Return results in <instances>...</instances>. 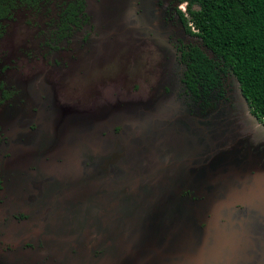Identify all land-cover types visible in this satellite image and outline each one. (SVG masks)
I'll use <instances>...</instances> for the list:
<instances>
[{"label":"flooded vegetation","instance_id":"obj_1","mask_svg":"<svg viewBox=\"0 0 264 264\" xmlns=\"http://www.w3.org/2000/svg\"><path fill=\"white\" fill-rule=\"evenodd\" d=\"M46 1H14L10 13L0 17V40L6 33V21L17 9L37 11ZM93 1L62 0L45 42L47 46L54 43L50 48L54 55L60 50L56 44H74L82 33L70 73L78 75L74 81L81 90L96 91L95 98L86 94L57 102L54 90L43 85L42 78L35 98L20 74L9 81L3 76L6 71H0V264H71L72 258L77 264L86 260L89 264H112L111 256L117 260L124 257L125 237L144 219L156 215L155 222L163 227L172 218L181 193L193 212L188 214L195 215L201 230L206 227L203 207L201 213H195L205 196L189 178L188 169L185 180L177 175L172 178L177 153L172 142L166 143L167 134L159 131L167 115L162 117L161 110L169 104H161L154 90L144 96L140 90L129 100L112 89L107 93L105 89L111 84L102 79L107 76H93L95 71L89 68L95 65V57H124L131 48L150 51L153 46L163 53L162 69L177 71L186 105L201 110L226 99L231 72L219 71L214 86L203 89L207 94L192 92L195 84L188 76L189 53L200 40L189 32L192 25L187 21L189 15L178 7L183 3L180 0H133V6L123 0L112 4ZM110 28V32L106 30ZM126 40L134 42L132 47ZM125 58L123 62L129 64ZM134 62L131 59L132 65ZM134 103L138 104L136 109L132 108ZM119 104L121 117L114 109ZM168 112L172 114V107ZM135 129L138 144L131 148L130 134ZM156 150L163 153L162 164ZM178 155L188 160L191 156L189 151ZM133 162L139 165L130 170ZM195 168L204 169L203 164ZM129 171H137L142 179V196L137 202L129 200ZM183 181L186 184L182 185ZM137 211L140 216L129 228V219L133 220ZM70 234L72 239L83 238L75 239L67 249L65 241ZM106 236L110 241L103 244ZM116 240L119 246L114 245ZM86 248L88 258L81 252ZM57 251H65L60 260Z\"/></svg>","mask_w":264,"mask_h":264},{"label":"rangeland","instance_id":"obj_2","mask_svg":"<svg viewBox=\"0 0 264 264\" xmlns=\"http://www.w3.org/2000/svg\"><path fill=\"white\" fill-rule=\"evenodd\" d=\"M118 1L119 0H107L110 4L114 2L118 3ZM123 1L127 5H134L133 0ZM61 2L62 0H47L37 11L19 8L13 13V17L6 21V33L0 40V71H6L3 76L9 81H12V77L15 75L17 76L20 74L22 80L26 81V84H30L31 87L27 86V90L32 93L35 98L38 96L37 92H39V88L41 87L40 78H42L43 85H48L51 90H54V97L57 102L62 99L67 100L70 97L86 94H90V96L95 98L97 96L96 91L88 92L89 90L86 89L81 90L77 82L74 81L78 75L76 73H70L73 69V63L71 62L72 58H77L75 46L80 44L79 36L82 35V33L78 34V38L74 44H69L65 41L56 44L60 50L54 55L53 52H50V48L54 43H49L47 46L45 42L48 41V31L51 29V22L57 14ZM93 2L97 3L95 0ZM178 7L185 14L187 13L184 3L180 4ZM177 28V32L181 33L178 24ZM111 29L113 28L106 30L110 32ZM95 35L98 36V33ZM126 41L129 43L130 47H132L131 43L134 42L130 40ZM161 45L162 47L164 46L163 39ZM62 48L64 50H61ZM131 49H133L131 52H128L126 56L124 55V57H126L125 60H129V64L123 62L122 58L124 57L122 55L117 54V56H115L116 54H114L116 58L110 55L103 57L106 59H102V57L93 58V60H97L95 65L91 66L89 70L95 71L93 76H98L100 74L107 76L104 78L102 77V79H107L109 84H111L109 88L106 87L105 89L107 93L109 89H112L113 93L121 92L128 96L126 99L129 100L132 98L133 94L139 93L140 90H143V96L147 94V91L154 90L156 91L154 95H159L157 99L161 101V104L165 102L169 104L168 107L161 110L162 117L167 115L164 120H161L159 131L165 133V135L167 134L166 136L168 139L166 143L172 142V150L177 153L173 158L176 159V162L172 163L173 179L176 175L180 179H186L187 173L185 174V172L186 169L189 168V162L191 161L187 158L184 159L179 157L178 154L189 151L191 148L193 150L200 148L202 152H206L214 146L223 149L224 147L230 148L231 145H233L234 147H238L237 152L240 153L241 158L245 155L252 154L253 159L257 154L264 152V124L259 122L250 113L247 104L240 94L237 80L231 73L227 75V84L230 88V92L227 94L226 99H224L223 102L220 101L218 104H215L212 108L201 110L197 106L186 105L184 102L185 97L180 94L181 92L178 87L176 78L177 71H164L162 69V52H156L153 46L150 51L146 48L140 50L136 48ZM125 50L126 49L121 52L123 53ZM108 52L110 53V50ZM207 53L211 54L210 51H207ZM128 56H132V58H128ZM131 59L135 60L133 65L131 64ZM87 67H89V65H87ZM137 67L138 69L136 70ZM80 69L85 70L83 68ZM102 81L104 80L97 81L92 89L97 88V85L102 83ZM165 86L168 88L166 91L164 90ZM45 97L47 100L48 94L45 93ZM83 98H87V96ZM137 105L138 104L134 103L132 108L136 109ZM120 106L121 104L114 106V109H117L116 113L118 116L121 115L119 111ZM171 107L172 114H168ZM130 126L131 125L128 124V129H130ZM136 132L137 129L130 134L132 137L129 140L131 148H133V146L136 147L138 144ZM166 136L164 137L166 138ZM156 152L160 153L158 162L162 164L165 159L163 153L157 150ZM195 160L196 159L193 160L194 164ZM133 165V167L130 166V170L137 169L139 164L133 162ZM160 179H163V177H160ZM141 181V176L137 171H129V181L127 185L128 192L131 196L129 198L130 201L137 202V198L142 196L140 193ZM181 184L184 185L186 182L183 181ZM178 201L180 202L175 204L178 207L172 209V212L178 210L187 214V208L183 207L184 204L189 203L185 195L181 193ZM139 214V211H137L132 215L133 220L129 219V228L132 227L130 226L132 222L139 218ZM185 219H187V217H185ZM82 238L83 236H81L80 239H78L77 236L75 237L78 241L82 240ZM75 239H72L71 234L68 235L65 241V248L68 249L70 244L75 242ZM196 239L197 238H195L194 243ZM108 241H110L109 236L104 237L103 244ZM114 245L119 246L117 240L114 241ZM81 252L86 255L87 258L90 256L89 249L87 248ZM56 253L60 260L65 251H57ZM111 257L113 259L112 263L115 264L117 258ZM70 263L77 264L73 258ZM82 264H89V262L86 260V263ZM99 264L109 263L100 262Z\"/></svg>","mask_w":264,"mask_h":264},{"label":"water","instance_id":"obj_3","mask_svg":"<svg viewBox=\"0 0 264 264\" xmlns=\"http://www.w3.org/2000/svg\"><path fill=\"white\" fill-rule=\"evenodd\" d=\"M237 149H189L188 176L205 196L195 213L203 207L206 227L188 204L163 227L150 216L127 234L115 264H264V152L241 158Z\"/></svg>","mask_w":264,"mask_h":264},{"label":"trees","instance_id":"obj_4","mask_svg":"<svg viewBox=\"0 0 264 264\" xmlns=\"http://www.w3.org/2000/svg\"><path fill=\"white\" fill-rule=\"evenodd\" d=\"M14 1L0 0V17L10 13ZM24 1L31 0H17ZM180 2L186 3L189 32L200 40L189 53L192 92L207 94L203 89L214 86L216 74L229 71L250 113L264 124V0Z\"/></svg>","mask_w":264,"mask_h":264},{"label":"built area","instance_id":"obj_5","mask_svg":"<svg viewBox=\"0 0 264 264\" xmlns=\"http://www.w3.org/2000/svg\"><path fill=\"white\" fill-rule=\"evenodd\" d=\"M185 5H186V3L185 2H183ZM183 10H185L184 8H182Z\"/></svg>","mask_w":264,"mask_h":264}]
</instances>
